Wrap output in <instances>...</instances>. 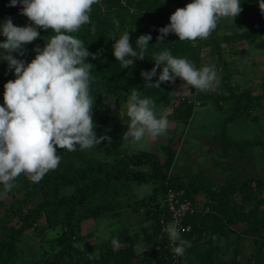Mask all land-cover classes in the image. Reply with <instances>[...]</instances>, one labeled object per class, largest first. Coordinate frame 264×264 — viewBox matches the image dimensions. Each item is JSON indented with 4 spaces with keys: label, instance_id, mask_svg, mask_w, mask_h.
I'll use <instances>...</instances> for the list:
<instances>
[{
    "label": "rangeland",
    "instance_id": "1",
    "mask_svg": "<svg viewBox=\"0 0 264 264\" xmlns=\"http://www.w3.org/2000/svg\"><path fill=\"white\" fill-rule=\"evenodd\" d=\"M203 10L214 32L199 0H0V149L24 160L66 148L73 132L96 137L0 173L6 228L42 202L0 264H170L173 251L177 264H258L247 223L227 216H264V0H204ZM144 151L159 165L170 156L165 183L195 201L174 236H156L146 216L164 207L165 190L148 201L160 178L100 184L89 200L107 209L83 218L90 205L80 202L69 224L66 207L46 200L86 181L50 182L25 197L89 164L151 171L125 160ZM62 233L75 250L56 261Z\"/></svg>",
    "mask_w": 264,
    "mask_h": 264
},
{
    "label": "trees",
    "instance_id": "2",
    "mask_svg": "<svg viewBox=\"0 0 264 264\" xmlns=\"http://www.w3.org/2000/svg\"><path fill=\"white\" fill-rule=\"evenodd\" d=\"M203 3L204 0H199V9H200V15L201 19L204 23V26L207 30L210 32H214L215 28L211 24L210 18L206 12L203 10ZM75 78L76 75L72 74L66 80V83H69L70 85L75 84ZM18 99H21L20 96L17 97ZM125 97H123V100ZM24 102V105L26 107H30L28 103V98L25 100H22ZM95 140L96 137H89L87 135L80 134L78 132H73L69 134L68 139V146L73 145V147L81 146L84 143ZM66 146V148L68 147ZM66 148H62L60 146H49L45 150H41L40 152L32 151L30 156L24 160H18L15 157H13L9 152H4L0 149V158L4 159L6 161V165H0V173H4L7 171H20L26 168L30 167H36L39 166L41 163L45 161L48 157H56V156H62L65 154ZM125 160L131 161L133 164H139L140 162H145L148 165L152 167L151 171L144 172L143 170L135 169V168H129L125 169L118 166H113L110 169H107L103 167L100 164H89L86 166H81L75 168L70 173L64 174L59 173L54 176H51L48 179H44L38 184H33L25 194L26 198L29 197H35L37 193L42 190L44 187L48 185L50 182H55L58 184H69V185H76L79 181H86V184L83 186H77L74 190V192L66 195H62L58 198H51L49 200H46L49 204H54L57 207H66V210L64 212V221L65 224H69L72 221V214L75 211V208L78 203L80 202H86L89 203L90 208L87 212L83 214V218H89V217H96L99 216L104 210L107 209L106 206L100 205L98 203H91L89 198L93 194H95V190L99 189L102 186H105L110 180H130L133 179L138 182H148L156 178H160L161 183L157 190L151 194L148 201L152 202L157 199L156 193L158 191H164L167 187L166 182V169L168 168L170 156L167 157L165 162L162 165L158 164L157 155L153 152H134L131 154L126 155ZM92 179V180H91ZM101 184V185H100ZM173 185V187H176L178 189H183L181 184H170ZM188 195V194H187ZM194 201V199L192 200ZM225 201V199H224ZM21 203V201H19ZM195 204V201L193 202ZM42 202L39 203L37 206L29 210L24 216V223H22L19 227H14L9 225L6 228V222L0 221V229L6 228L5 236L3 239L0 238V258L4 254H10L13 252L17 235L19 232H21L24 228L30 227L32 225V218H38L41 216V207ZM19 206H17L18 208ZM16 208V209H17ZM146 216L148 219H152L153 225L155 227L154 234L157 236L159 235L160 230V224H159V218H160V210L157 208L156 210H152L151 208H147L146 210ZM227 221L230 223L234 222H246L247 226L243 230L244 233L253 236L254 238V258L258 262V264H264V216L256 215V214H242V213H232L230 212L227 216ZM162 237V236H161ZM159 241L163 242L166 241V239L158 238ZM56 241L59 245V249L55 252V260L58 261L62 259L64 254L74 251L75 248L72 244H70L67 241V237L64 233L60 234L56 237ZM171 247H167L164 249L165 255L170 253ZM79 264H82L79 262ZM166 264V263H164ZM168 264V263H167Z\"/></svg>",
    "mask_w": 264,
    "mask_h": 264
},
{
    "label": "built area",
    "instance_id": "3",
    "mask_svg": "<svg viewBox=\"0 0 264 264\" xmlns=\"http://www.w3.org/2000/svg\"><path fill=\"white\" fill-rule=\"evenodd\" d=\"M164 207H159L160 218V232L161 234L174 236L180 230H184L183 216L188 213H193L195 204L192 199L182 190L172 185H167L164 192ZM162 215V216H161ZM175 252H172V260L170 264H177Z\"/></svg>",
    "mask_w": 264,
    "mask_h": 264
}]
</instances>
